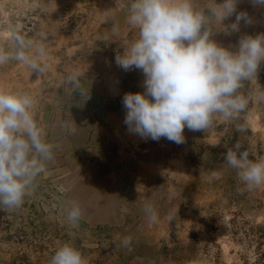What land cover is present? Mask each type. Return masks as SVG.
Returning a JSON list of instances; mask_svg holds the SVG:
<instances>
[{
    "label": "rangeland",
    "instance_id": "1",
    "mask_svg": "<svg viewBox=\"0 0 264 264\" xmlns=\"http://www.w3.org/2000/svg\"><path fill=\"white\" fill-rule=\"evenodd\" d=\"M130 2L0 0V49L12 50L15 32L42 43L46 56L37 59L48 65L44 73L14 60L0 65V88L34 98V118L53 145L35 191L18 209L0 208V264H49L63 243L85 264H264V186L247 191L224 159L236 143L250 158L264 156V102L255 98L264 61L244 82L251 99L238 119L214 117L207 131L185 127L179 145L143 140L128 132L122 98L144 91V75L115 62L138 35L127 23ZM194 2L207 9L213 0ZM237 11L252 20L239 32L223 31L235 14L210 25L211 39L231 51L240 37L264 34V7L238 0ZM77 73L78 89L66 83ZM146 202L157 223L145 217ZM73 204L83 210L76 226L66 213ZM129 236L131 251L121 243Z\"/></svg>",
    "mask_w": 264,
    "mask_h": 264
},
{
    "label": "clouds",
    "instance_id": "2",
    "mask_svg": "<svg viewBox=\"0 0 264 264\" xmlns=\"http://www.w3.org/2000/svg\"><path fill=\"white\" fill-rule=\"evenodd\" d=\"M264 7V0H251ZM238 0H217L202 9L194 0H131L127 5V23L137 30V38L115 57L124 71L140 70L144 75L141 92H128L122 98L124 123L131 134L143 140L165 138L177 145L185 142L189 131H207L214 117L226 121L238 119L246 111L251 96L241 93L244 82L257 78L264 61V34L244 35L235 51L211 39L210 25L235 14L225 33L239 32L240 22L252 23L246 12L237 11ZM41 38H46L41 33ZM11 51L0 49V65L16 61L34 73H44L47 64L44 45L13 32ZM80 74H69L66 83L80 87ZM88 96V95H87ZM86 96V97H87ZM264 102V90L255 93ZM34 98L25 92L0 88V208L18 209L25 197L35 191L37 177L53 159V145L43 139V129L34 118ZM238 131H245L243 126ZM236 143L225 153L229 168L236 170L247 191L264 186V156L251 153ZM214 176L216 174H213ZM67 220L78 225L83 210L73 204L66 210ZM143 213L150 223L159 214L146 202ZM169 222L172 217L169 215ZM122 246L131 251L132 237H124ZM49 264H85L82 253L71 243L61 244Z\"/></svg>",
    "mask_w": 264,
    "mask_h": 264
}]
</instances>
